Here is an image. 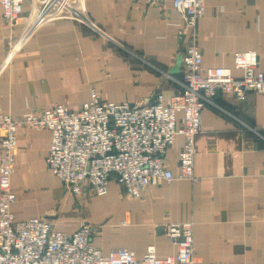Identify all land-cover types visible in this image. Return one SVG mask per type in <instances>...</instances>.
Masks as SVG:
<instances>
[{"label": "crops", "instance_id": "crops-1", "mask_svg": "<svg viewBox=\"0 0 264 264\" xmlns=\"http://www.w3.org/2000/svg\"><path fill=\"white\" fill-rule=\"evenodd\" d=\"M39 2L27 0L14 23L3 19L0 5V114L21 118L55 104L75 110L90 100L92 88L104 101L133 104L182 90L186 37L171 0H78L90 22H41L33 13ZM204 7L196 27L204 66L241 75L235 53L256 51L264 72V0H204ZM17 142V220L47 217L69 234L86 221L104 253L126 248L142 256L154 245L160 257L176 252L163 225L193 221L199 264H264V94L222 95L205 106L196 136L197 180L175 178L139 196L112 178L106 195L86 189L77 197L45 163L48 129L21 126ZM183 143L178 136L167 153L174 173Z\"/></svg>", "mask_w": 264, "mask_h": 264}, {"label": "built area", "instance_id": "built-area-1", "mask_svg": "<svg viewBox=\"0 0 264 264\" xmlns=\"http://www.w3.org/2000/svg\"><path fill=\"white\" fill-rule=\"evenodd\" d=\"M26 1L0 0L3 19L16 22ZM159 1L144 0L149 5ZM171 5L183 18L181 34L186 41L181 53L183 88L170 99L159 92L148 103L108 102L92 88L90 100L75 110L55 104L21 118L0 114V264H199L194 255L193 221L163 225L176 249L174 255L160 257L150 245L137 256L126 248L104 253L92 242L93 226L86 221L69 234L55 230L47 217L17 220L12 210L17 199L12 177L21 126L51 132L45 163L73 195L80 197L90 189L94 195L104 196L113 178L128 194L139 196L150 185L175 178L197 180L196 136L205 106L222 95L241 99L249 93L264 94V72L259 69L256 51L235 53L233 66L241 75L231 68L204 66L196 34L204 0H171ZM33 13L41 22H90L79 11L78 0H40ZM180 135L184 143L174 173L166 158Z\"/></svg>", "mask_w": 264, "mask_h": 264}]
</instances>
